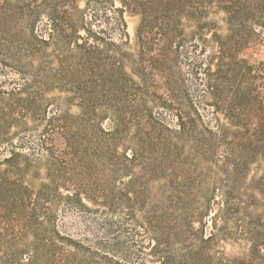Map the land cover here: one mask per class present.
Returning <instances> with one entry per match:
<instances>
[{
  "label": "trees",
  "instance_id": "1",
  "mask_svg": "<svg viewBox=\"0 0 264 264\" xmlns=\"http://www.w3.org/2000/svg\"><path fill=\"white\" fill-rule=\"evenodd\" d=\"M7 1L0 0V13ZM91 1L108 2L86 0V5ZM118 1L121 7L109 9L112 15L107 14L104 5L103 16L108 23L113 20L111 29L124 38V10L139 16L135 31L139 53L134 60L123 52L109 56L106 51L121 48L125 41L116 43L103 32L100 35L101 31L77 25L69 7L73 0H24L29 20L34 21L43 12L49 23L45 36L30 28L22 40L29 59L27 73L35 69L33 59L40 58L50 46L65 53L59 57L53 77L74 91L79 111L47 115L41 108L42 99L27 87L0 89V104L4 105L0 136L13 147L4 160L21 176L9 185L0 181V201H8L12 207V224L17 232L11 237L2 236L0 231V240L5 243L9 260L23 257L21 264H144L146 256L150 264H223L204 246L208 238L200 237L198 244L176 253L172 240L178 239V233H170L158 216L150 215L138 223L135 209L144 191L133 180L121 188L107 184L112 174L132 172V164L148 153L149 135L157 130L166 131L167 137H181L202 126L211 140L230 145L229 165L236 174L246 167L253 153L264 162V61L252 65L239 57V52L259 37L257 28L264 25V0ZM215 12L224 15L227 32L223 35L209 18ZM185 19L195 24L189 37L184 34ZM207 43H214L217 50L208 62L195 68L194 78L203 81L202 91L196 89L197 97L214 114L221 115L215 117L217 132L203 126L192 95L179 79V60L190 52L187 46L203 51ZM128 60L130 72L124 69ZM178 92L182 94L180 98ZM184 97L188 104L182 101ZM149 102L175 110L178 130L166 127L154 115ZM32 118L33 126L29 124ZM105 118L112 124L110 129L102 127L101 120ZM11 127L16 131L11 132ZM30 130L35 131L30 139L20 136L19 132L26 134ZM13 136L19 137L22 151L16 150ZM19 159L21 167L17 165ZM104 164H108L109 173H103ZM155 167L150 171L155 172ZM34 179H38L35 186ZM73 208L90 214L109 213L98 224L112 241L101 238L93 248L61 231L58 213ZM229 210L226 205L227 216ZM118 213L144 231L153 232L147 251L130 249L134 242L125 240L130 233L124 234L119 220H115ZM122 232L126 237L121 239Z\"/></svg>",
  "mask_w": 264,
  "mask_h": 264
},
{
  "label": "rangeland",
  "instance_id": "2",
  "mask_svg": "<svg viewBox=\"0 0 264 264\" xmlns=\"http://www.w3.org/2000/svg\"><path fill=\"white\" fill-rule=\"evenodd\" d=\"M24 5H26L24 0H8L0 13V89L27 87L33 95L42 99L41 108L47 115L64 111L77 114L79 108L76 94L60 82L59 78L53 77L59 57L61 59L66 55L65 53L60 54V50L57 51L55 47L50 46L40 58L33 59L35 69L27 73L28 70L25 67L29 59L23 51L22 40L28 35L30 28H33L37 34L45 36L49 23L43 12L37 14L34 21L29 20L28 11L25 10ZM104 5L109 15H112L109 9L121 7L118 0H108L107 3L91 1L90 5H86V0H73L69 7L72 8L73 18L78 21L77 25H85L94 31H101L100 35L103 32L116 43L125 41L121 48H108L106 51L109 56L123 52L128 55V59H137L139 47L135 31L139 16L124 10L126 33L124 38L111 29L113 20L110 23L106 22L103 16ZM209 18L216 23L220 34L227 32L223 13H211ZM183 28L185 36L189 37L195 30V24L185 19ZM257 30L258 39L239 52V57L252 65L264 61V25ZM80 34H83V31H80ZM205 35L209 37V34ZM187 47L190 52L179 60L181 73L179 79L192 95L202 116L203 126L217 132L215 117L221 118V115L214 114L211 107L203 104L197 97L196 89L202 91L203 81L199 82L198 78H194L195 68L201 63L208 62L217 47L214 43H207L203 51H193L189 46ZM129 61L124 63V69L127 72L131 70ZM200 77H203L202 74ZM180 96L182 94L178 92V97ZM182 101L188 104L186 97ZM148 105L166 127L172 131L178 130L175 110L152 102ZM99 106L100 104L97 105ZM3 116L4 105L0 104V118ZM34 119L29 120L31 126L34 125ZM101 124L104 128L112 127L108 118L101 120ZM10 131H16V128L11 127ZM130 131L133 133L134 127ZM19 133L20 136L29 138L35 131ZM166 133V131L157 130L150 134L148 153L132 164V172L112 174V179L107 186L121 188L125 187L129 180H133L134 185L144 191L142 201L140 200L136 206L134 219L140 223L150 215L158 216V220L170 233H178V239L172 240V249L176 253L182 252L189 245L198 244L200 237H203L208 238L204 246L216 261L223 264H237L242 260L244 264H264V162L262 158L257 153L251 154L246 167L236 174L229 165L230 145L223 141L219 142L217 139L211 140L202 126L198 125L181 137H175L176 135L167 137ZM12 142L15 147H18L19 137L13 136ZM12 148L9 140L2 139L0 136V181H6L8 185L12 180L21 178L18 169L10 168L4 160L10 155L9 151ZM16 150L22 151L19 147ZM26 151L23 150L24 153H27ZM17 165L21 167V159L17 160ZM153 165H156L155 172L150 171ZM108 170V164H104L103 173H109ZM40 172L42 176L44 173L42 167ZM37 182L38 179H34L33 185L35 186ZM87 205L94 207L88 202ZM226 205L231 208L228 216L225 211ZM58 215L57 226L61 231L69 233L73 238L82 240L93 248L97 247V242L101 238L112 241L111 235L104 233L98 224L109 213L101 211L90 214V212L84 213L73 208L66 211L62 209ZM14 217L8 201H0L2 236L17 235L12 224ZM124 217L118 213L115 220H119L124 234L130 233L125 238L128 242L131 240L134 242L130 249L134 252L137 248L147 251L145 247L151 243V238L154 237L153 232L144 231L135 221ZM17 218L18 216L15 219ZM190 227L193 228L192 232ZM135 230L140 234H136ZM123 232L119 234L121 239L123 236L126 237ZM4 245V241L0 240V264H21L20 258L23 257L14 259L13 262L9 260V253ZM144 264H150L149 256L145 257Z\"/></svg>",
  "mask_w": 264,
  "mask_h": 264
}]
</instances>
